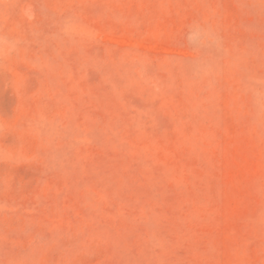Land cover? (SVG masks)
Returning <instances> with one entry per match:
<instances>
[{
  "label": "rangeland",
  "instance_id": "obj_1",
  "mask_svg": "<svg viewBox=\"0 0 264 264\" xmlns=\"http://www.w3.org/2000/svg\"><path fill=\"white\" fill-rule=\"evenodd\" d=\"M0 264H264V0H0Z\"/></svg>",
  "mask_w": 264,
  "mask_h": 264
}]
</instances>
